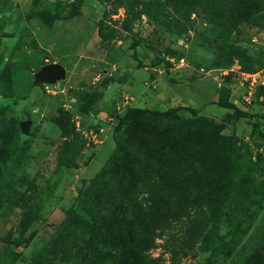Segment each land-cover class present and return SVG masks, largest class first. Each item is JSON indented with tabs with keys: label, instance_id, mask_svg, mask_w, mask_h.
<instances>
[{
	"label": "rangeland",
	"instance_id": "rangeland-1",
	"mask_svg": "<svg viewBox=\"0 0 264 264\" xmlns=\"http://www.w3.org/2000/svg\"><path fill=\"white\" fill-rule=\"evenodd\" d=\"M50 63L65 76L33 99ZM132 110L150 152L119 126ZM118 139L140 181L130 210L167 191L161 176L207 178L138 237L139 264H264V0H0V264H109L50 247L98 210L83 191L122 180L91 183L123 162Z\"/></svg>",
	"mask_w": 264,
	"mask_h": 264
},
{
	"label": "trees",
	"instance_id": "trees-1",
	"mask_svg": "<svg viewBox=\"0 0 264 264\" xmlns=\"http://www.w3.org/2000/svg\"><path fill=\"white\" fill-rule=\"evenodd\" d=\"M33 89L38 91L33 98L36 99L41 95V90L35 84L32 86ZM144 113L140 110L128 112L120 120L119 126L126 125L128 128V123L132 121L129 127L131 131L130 142L135 141L136 145L143 151L150 152L155 147L156 136L151 138L152 132H149L143 124L138 127L135 121L137 122L139 119L137 116L133 118V115L140 117ZM124 143L119 139L116 141V151L125 153L121 165H108L91 180V183L96 186L100 185L108 177L118 173H122V180L116 182L113 193L104 191V194L98 192L96 195L90 196L87 191L82 192L80 201L82 208H85L84 212H89V210L91 212L89 208H97L98 210L89 215L88 224L69 222L70 224L68 223L66 226H70L71 223L78 225V228L73 229V231H77L76 238L71 236L72 230L65 228L52 241L50 250L53 255L65 254L71 248H77L78 253L83 251L89 253L96 256V259L102 263L109 261V264H139V255L137 256L135 252V248L141 244L138 237L148 233L154 234L156 229L169 220L175 219L176 215L189 207L196 206L198 201L190 195L191 190L195 189L196 186H203L207 182V178L194 172L186 177H177L176 174L161 176L167 191L163 195L151 194L153 198L149 200L148 206L130 210V198L140 181L134 172L135 163L127 151L125 152ZM102 200H104V204L111 206L107 212L102 211L101 205L96 203ZM79 229H83L84 233L81 231L80 233ZM141 230L142 233H140Z\"/></svg>",
	"mask_w": 264,
	"mask_h": 264
},
{
	"label": "water",
	"instance_id": "water-1",
	"mask_svg": "<svg viewBox=\"0 0 264 264\" xmlns=\"http://www.w3.org/2000/svg\"><path fill=\"white\" fill-rule=\"evenodd\" d=\"M65 76V70L62 66L50 63L47 65H44L41 70L35 75L34 84H53L61 79H63ZM27 123L23 122L21 124L22 130H26Z\"/></svg>",
	"mask_w": 264,
	"mask_h": 264
}]
</instances>
